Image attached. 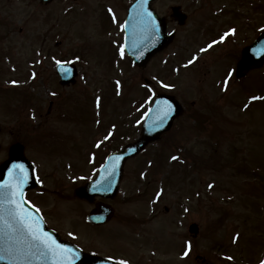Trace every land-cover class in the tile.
<instances>
[{
  "label": "rangeland",
  "instance_id": "1",
  "mask_svg": "<svg viewBox=\"0 0 264 264\" xmlns=\"http://www.w3.org/2000/svg\"><path fill=\"white\" fill-rule=\"evenodd\" d=\"M130 1L67 0L44 8L33 0H0V89L12 104L9 113L4 107L0 112L3 142L11 133L26 143L43 185L33 200L50 210L52 223L69 228L92 207L74 189L113 145L114 136L106 140L112 125L117 123L114 132L122 121L134 128L117 142L123 145L137 136L157 92L175 95L182 115L166 135L126 162L120 191L109 201L112 220L99 229L83 224L80 241L127 264H261L264 100L252 98L264 97V67L240 82L232 77L226 91L221 78L229 69L228 52L263 29L264 0H158L153 7L160 15L180 5L188 18L168 50L175 60L159 54L141 68L124 60L119 45V24ZM230 11L242 12L238 33L210 58L200 51L205 25L227 23ZM193 56L197 61L184 67ZM59 60L77 65L74 85H59ZM41 139L45 145L37 144ZM174 142L190 149L182 152L185 158L172 159ZM157 152L166 156L158 172ZM89 154H95L90 162ZM192 221L199 226L195 237L187 231Z\"/></svg>",
  "mask_w": 264,
  "mask_h": 264
},
{
  "label": "water",
  "instance_id": "2",
  "mask_svg": "<svg viewBox=\"0 0 264 264\" xmlns=\"http://www.w3.org/2000/svg\"><path fill=\"white\" fill-rule=\"evenodd\" d=\"M152 0H136L131 5L132 12L129 14L126 23L125 47L133 58L134 62L144 64L149 57L156 51L161 49L168 38L164 35V24L160 18H157L154 11L150 9L149 2ZM146 13H145V12ZM173 16L179 18L180 23L184 20V15L178 13V8L173 9ZM147 20L146 28L149 31L150 37L142 45V21ZM161 36L162 42H159ZM146 51V53H145ZM264 61V32L250 45L243 49L242 57L237 66V77L243 76L245 72L254 67H258ZM72 80L71 73L65 70L63 72V84L69 83ZM182 110V106L175 100L174 97L160 94L152 103L147 116L142 125L141 135L136 141L126 145L118 152L111 153L103 167L100 169L97 178L89 181L83 187L76 190V195L90 200L94 194H102L104 196H113L118 188V183L121 176V167L128 157L133 156L143 150L146 145L156 140L160 134L167 131L172 121L177 117ZM167 112V115L165 113ZM16 164L24 166L23 173L18 170V177L22 180L27 179V183H23L20 187L21 195L24 190L36 185L33 176L32 167L22 155V146L15 144L11 147L9 158L3 164V170L13 168ZM25 182V181H24ZM110 211L106 210V216L90 215L89 219L94 222H102L110 216ZM191 232L196 233L198 228L195 223L189 227ZM83 264H108L110 261L101 259L93 255L84 254L82 258Z\"/></svg>",
  "mask_w": 264,
  "mask_h": 264
},
{
  "label": "flooded vegetation",
  "instance_id": "3",
  "mask_svg": "<svg viewBox=\"0 0 264 264\" xmlns=\"http://www.w3.org/2000/svg\"><path fill=\"white\" fill-rule=\"evenodd\" d=\"M66 2L67 0H52L51 3L44 5L42 4L41 0H33L34 3H36L37 5H39L40 7H50L51 5L55 4L56 2ZM70 1V5H77L79 4V2H81L82 0H68ZM155 3H153L154 5ZM172 7V6H171ZM170 7V8H171ZM67 9L64 10V12ZM229 13V21L223 22L220 26H214V27H209L207 26L208 24L205 25V31H204V35H205V44H204V48L207 47V45L209 43H212L213 41H220V38L224 35V33L229 32L230 30L234 29L235 32L234 34H231L227 37L224 38L223 41L218 42L216 44L213 45L212 48L208 49V51L206 52H202L203 54L205 53L206 55H208V57H212V54L216 51V47L218 45L221 44H225L228 41H233L235 40V37L237 35V28L238 26L237 24V18L239 16H241L242 12H237V11H230ZM161 16H164L166 18V24L168 27V32H174V38L172 40V42L160 53H158L157 55L161 54L163 55L164 53H166V58H171L172 61H174L175 56L170 55V53L168 52V50L175 45V42L177 40L178 37V33H179V29L182 28L178 25V23L171 19L169 15H165V14H161ZM212 24V22H211ZM242 48V47H241ZM241 48L239 50H233L231 52H228L227 58L230 61V64H228V70L226 71V73L223 75V77L221 79H225L227 77H229L227 74L230 71L233 72L234 74V69L236 66V63L238 61V58L240 56L241 53ZM167 59L164 62L161 63H166ZM171 61V62H172ZM231 67V70H230ZM251 72V71H250ZM6 93H8L7 91H5ZM11 96L7 95V98L3 99L2 94H1V89H0V112L2 111V107L6 108V113H9L10 108L12 107L11 104ZM11 106V107H10ZM8 134V133H7ZM3 135H4V128L2 126V121L0 119V166L2 164V162L7 158L8 155V149L9 146L16 142L19 141L18 137L13 136L10 133V138L9 140L4 143L3 142ZM26 146V144H25ZM35 190H29L25 193V198L27 199V203L26 205V209H24L28 215L32 218V221H34L35 223L37 222L38 225L42 231L45 233L46 232V228L53 230L56 234H57V241L56 244L59 245L58 241L59 240H63V241H67L71 244H73L75 247L88 252V253H93L96 255H101V256H105V257H110L112 258L113 255L110 254H105L103 251L98 250L97 248L91 247V246H84L83 243L80 241L81 240V232H80V228L81 226L83 227V219L82 216L83 214H80V218L75 220L77 223H73L71 225V227L69 226V228H64L62 227L63 223H59V225H56L54 223H52L51 220V212L50 210L48 211L46 209V207H42L41 204L39 202H35L32 198V194ZM98 201V198H96V202ZM95 202V201H94ZM95 203H93L90 209H92L95 206ZM29 206L32 208H36L39 212V214L41 215L42 218H35V213H34V209L33 211H31L29 209ZM10 207H12L10 209ZM13 208H15L14 204H9V203H4L1 204L0 203V216L3 217V220L0 221V249H2L3 251H0V255H3V259H0V264H50L51 260H50V255H30L29 258L26 261H13L12 257L8 254V249L11 248H21L26 250V245L22 243L24 237L18 233V232H13L9 227V220H10V215L14 212V210H12ZM60 214L55 213V215ZM62 224V225H61ZM89 228H93V229H99L102 228L106 225L105 224H99V225H92V224H88ZM17 227H19V225H16ZM19 240L21 241V243L17 244L16 241ZM115 259V258H113ZM116 260V259H115ZM119 261V260H117Z\"/></svg>",
  "mask_w": 264,
  "mask_h": 264
},
{
  "label": "snow or ice",
  "instance_id": "4",
  "mask_svg": "<svg viewBox=\"0 0 264 264\" xmlns=\"http://www.w3.org/2000/svg\"><path fill=\"white\" fill-rule=\"evenodd\" d=\"M109 12L111 13L112 10L109 9ZM115 19V17H113ZM235 30L232 29L229 32L224 33V35L220 38V41H213L212 43H209L206 48H201V52H206L208 49L212 48L214 44L221 42L224 40L225 37L234 34ZM121 54L123 52L121 51ZM198 57L193 56L191 57L187 64L184 65V67H187L188 65L193 64L196 62ZM60 62L57 61V65H59ZM229 77L231 76V73L227 74ZM15 83V82H13ZM230 81L229 79H225L222 81V89L227 90V86L229 85ZM53 95H55L53 93ZM253 100H264V97H253ZM247 107V105H245ZM167 115V112L165 113ZM99 147V144L97 145ZM173 160H176L177 157L173 156ZM14 170H19L20 173H23L24 171V166L22 164H16L13 166V169H10V173H12ZM22 177H21V182H22ZM20 185L18 184L17 187ZM211 188L212 185H209ZM5 188H11L9 184H4L0 185V189H5ZM14 196L20 195L19 192L13 193ZM159 195V193L157 194ZM0 196H2V193H0ZM10 203L14 204L15 210L14 212L10 215V220L8 227L13 231V232H18L20 233L24 239L22 241L23 244L26 245V250L21 249L19 247L17 248H9L8 254L12 257L13 261H26L30 255H47L48 253H51L53 256H63L64 253H67L69 250L67 249H62L60 245L56 244L54 240H51V238L48 236L47 233H44L42 229L34 222L32 221V218L28 215V213L24 210L22 206V202H18L16 200H10ZM187 211V209H185ZM3 220V217L0 216V221ZM16 225H19L17 227ZM237 240L236 238L233 239V243H236ZM17 244L21 243V241L17 240ZM190 245L186 248V250L183 253L184 257H187L189 255V250ZM0 251H3L0 249ZM0 259H3V255H0ZM227 259H231V257H228ZM117 264H127L126 261H118ZM261 264H264V261H261Z\"/></svg>",
  "mask_w": 264,
  "mask_h": 264
}]
</instances>
